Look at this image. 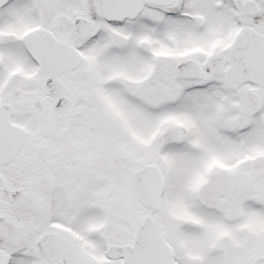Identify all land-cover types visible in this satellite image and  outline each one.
<instances>
[{"label":"snow or ice","instance_id":"1","mask_svg":"<svg viewBox=\"0 0 264 264\" xmlns=\"http://www.w3.org/2000/svg\"><path fill=\"white\" fill-rule=\"evenodd\" d=\"M0 264H264V0H0Z\"/></svg>","mask_w":264,"mask_h":264}]
</instances>
